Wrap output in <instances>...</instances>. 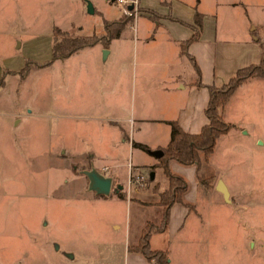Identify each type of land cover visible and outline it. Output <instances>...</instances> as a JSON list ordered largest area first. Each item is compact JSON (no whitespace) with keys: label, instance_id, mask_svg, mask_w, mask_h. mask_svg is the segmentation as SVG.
Instances as JSON below:
<instances>
[{"label":"rangeland","instance_id":"obj_1","mask_svg":"<svg viewBox=\"0 0 264 264\" xmlns=\"http://www.w3.org/2000/svg\"><path fill=\"white\" fill-rule=\"evenodd\" d=\"M87 2L103 5L102 14H88ZM117 15L118 7L104 0H0V264H75L88 254L94 230L109 229L107 220L94 219V204L84 198L95 192L88 173L107 175L94 170L92 155L106 151L107 139L117 136L103 125L116 114L95 105L103 100L109 58L97 61L95 44L46 66L52 40L44 39L53 26L68 31L67 37L76 30L99 34L103 18ZM98 42L105 46L104 39ZM21 56L20 68L5 69ZM120 82L114 100L123 103L133 92L125 79ZM130 116L126 107L122 118ZM255 131L261 143L244 136L241 144L252 157L244 153L233 170L242 184L230 177V195L207 205L203 242L190 244L177 264H264V128ZM149 171L130 165V174L146 179L144 187L127 188L144 189Z\"/></svg>","mask_w":264,"mask_h":264},{"label":"crops","instance_id":"obj_2","mask_svg":"<svg viewBox=\"0 0 264 264\" xmlns=\"http://www.w3.org/2000/svg\"><path fill=\"white\" fill-rule=\"evenodd\" d=\"M104 1L115 4L119 15L113 19L103 18V21L118 19L122 15L120 5L112 0ZM136 2L141 14L134 15L118 37L109 39L105 46L102 42L95 43L99 46L97 61L109 58L103 72L107 82L102 84L99 93L103 100L95 105L107 107L112 114H116L117 120L104 121L103 125H107L112 133L116 132L117 136L107 139V150L101 154L94 152L93 157L88 153L92 155L94 170L105 168V175L111 179L108 194L94 192L84 198L86 203L94 204V219L100 217L107 220L109 229L94 230V240L89 245L88 254L75 264H154L132 249L137 245L146 224L156 226L160 223L162 208L158 205L159 194L168 185L161 168L156 166L157 158L150 151L160 150L166 145L170 121H174L186 133H197L206 123V87H219L237 69L257 64L262 52L259 43L264 46V0ZM102 8L103 5L92 6L91 14L101 15L99 10ZM195 12L201 15V28L197 39L182 52L180 44L194 32ZM153 13L159 18H153ZM53 28L58 27H51L50 35L44 41L52 38ZM77 31L70 33L82 36ZM92 34L103 35V24L101 33ZM25 50L22 49V52ZM103 50L106 51L104 56L101 54ZM45 55L44 60L50 61L51 53L47 58ZM23 58L21 56L18 64L5 69L20 68ZM194 65L199 72V86L194 83ZM121 77L122 81L125 79L126 86L131 85L133 92L132 98L129 96L123 103L119 98L117 102L114 100L118 86L121 83L124 85V82L118 84ZM135 101L138 109L134 112ZM98 106L94 107V116ZM126 107L129 116L132 115L122 118ZM219 113L229 129L215 139L206 164L196 169L194 165L174 161L168 163L170 172L181 176L186 182L182 200L188 206L177 202L170 206L165 230L151 233L148 247L165 251L169 264H177L180 257H185L190 244L200 246L203 242L205 220L209 216L207 205L222 199V194L215 188L217 182H222L227 197L230 195V177L242 184L233 170L241 164L244 153L248 158L252 157L249 149L241 144L244 136L250 134L254 143H261V135L255 129L258 126L264 128V79L249 77L241 82ZM132 142L146 146L147 150L132 147ZM130 165L150 169L148 174L152 173V179H147L144 189L127 188ZM201 176H212L211 183L204 184L198 178Z\"/></svg>","mask_w":264,"mask_h":264},{"label":"trees","instance_id":"obj_3","mask_svg":"<svg viewBox=\"0 0 264 264\" xmlns=\"http://www.w3.org/2000/svg\"><path fill=\"white\" fill-rule=\"evenodd\" d=\"M132 18L126 15L114 21H103L104 34L96 37L93 34L89 36H69L58 28L52 29V44H51V60L65 58L84 47L92 46L104 39L106 42L109 39L118 37L124 25L131 21ZM194 32L183 43L180 44L181 51L184 52L188 44L197 39L201 28V15L195 12L194 14ZM113 29V30H112ZM112 30V31H111ZM59 37V38H57ZM262 48L261 57L257 64H251L235 71L226 83L219 87L207 86L208 101L204 109L206 123L201 126L197 133L190 134L181 130L174 121L168 122L169 125V140L166 145L161 148L162 155L157 158V167H160L163 174L167 178V188L159 194L158 205L162 208V216L158 225L146 224L141 231L139 241L133 250L140 252L147 261H153L154 264H169L165 251L149 249L148 238L153 232H161L165 230L168 223L169 208L173 203H183L182 196L186 191L185 180L176 174L170 172L168 163L170 161L177 162L182 165H194L197 169L201 161H207L211 154L215 139L229 129V125L225 124L220 116V109L226 103L228 97L233 90L245 79L249 77H261L264 79V46L259 43ZM191 62L192 58L188 57ZM50 60V61H51ZM50 61L46 62L48 65ZM38 66V65H36ZM196 72V86L200 85L199 72L194 65ZM1 81V79H0ZM131 146L140 150L146 151V146L132 142Z\"/></svg>","mask_w":264,"mask_h":264},{"label":"water","instance_id":"obj_4","mask_svg":"<svg viewBox=\"0 0 264 264\" xmlns=\"http://www.w3.org/2000/svg\"><path fill=\"white\" fill-rule=\"evenodd\" d=\"M128 8L130 9L131 6H128ZM92 5L87 2L86 3V12L88 14L92 13ZM106 53L105 50L102 51V55L104 56ZM150 154L155 157V158H159L162 155V152L160 150H152L150 151ZM89 176V189L94 190L97 194H108L110 186H111V179L109 177L103 176L99 173H97L96 171H91L88 173ZM148 178L152 179V173L150 172L148 174ZM216 190L218 192H220L224 198L227 197V192L226 189L224 187V185L222 184L221 181L217 182L216 185Z\"/></svg>","mask_w":264,"mask_h":264},{"label":"built area","instance_id":"obj_5","mask_svg":"<svg viewBox=\"0 0 264 264\" xmlns=\"http://www.w3.org/2000/svg\"><path fill=\"white\" fill-rule=\"evenodd\" d=\"M112 1L115 2L116 4L120 5L122 14H125L128 16H134L137 14L138 8H137L136 0H112ZM128 6H131V8L129 9ZM104 170H105V168L102 169L103 172H105ZM101 175H103V174H101ZM103 176H105V174ZM145 179L146 178H144V176L140 172H136L134 174L129 173L128 179H127V184L128 185L131 184L132 186L139 187V188L144 187V185H145L144 180Z\"/></svg>","mask_w":264,"mask_h":264}]
</instances>
